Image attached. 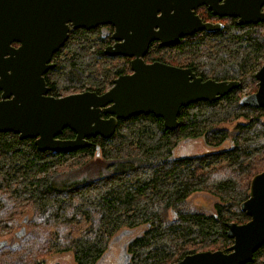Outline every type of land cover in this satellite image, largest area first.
Listing matches in <instances>:
<instances>
[{"label":"trees","instance_id":"16d2710c","mask_svg":"<svg viewBox=\"0 0 264 264\" xmlns=\"http://www.w3.org/2000/svg\"><path fill=\"white\" fill-rule=\"evenodd\" d=\"M258 32L252 25H228L217 35L220 42H213L218 60L202 45L203 38L181 42L176 50L195 58L194 68L204 76L214 70L219 79L235 78L251 54L264 52V37ZM107 39L109 35H98L96 29L70 31L52 56L55 67L44 75L49 94L59 97L68 89L80 93L85 84L101 94L108 75L114 79L128 71L127 59L117 66L108 63L117 58L103 54ZM155 48L151 56L161 49ZM101 60L106 63L99 65ZM100 69L107 71L103 79L98 78ZM238 99L235 92L220 103L182 107L178 126L171 131H164L161 119L153 115L119 120L110 139L90 138L89 147L72 152H39L32 139L0 133V190L8 191V206L2 210L9 211L11 201H27L36 211L24 226L29 241L6 257L0 251V264H39L51 251L71 253L74 264H97L112 237L135 229H140L137 236L126 245L128 264H174L189 254L228 248L232 240L226 236V224L249 220L240 204L247 199L251 179L264 171V109L242 106ZM231 123L232 129L224 128ZM60 137L70 139L74 133L65 129ZM196 138L211 148L226 139L230 145L198 156H173L181 140ZM80 152L88 159L75 161L61 173L50 171L61 159ZM96 152L100 168L92 173L89 155ZM81 172L85 175L76 179ZM199 192L218 198L212 214L175 212L168 220L167 212ZM80 226L84 230L78 234L74 228ZM261 256L264 245L249 264H262Z\"/></svg>","mask_w":264,"mask_h":264},{"label":"water","instance_id":"95a60500","mask_svg":"<svg viewBox=\"0 0 264 264\" xmlns=\"http://www.w3.org/2000/svg\"><path fill=\"white\" fill-rule=\"evenodd\" d=\"M200 6L237 18L239 25L264 21V0H0V133L32 139L41 152L63 153L89 147L90 138L110 139L119 120L136 115H153L164 131L175 130L182 107L215 101L237 86L202 81L189 69L143 60L154 41L167 47L202 29L214 30L194 14ZM100 25L114 28L115 42L103 54L132 58L131 73L116 77L101 94L49 96L44 75L55 67L52 56L69 30ZM256 78V92L241 104L264 108V65ZM65 129L74 133L72 139L58 138ZM240 210L249 220L226 224L232 240L228 248L189 254L174 264L251 263L264 245V171L251 179Z\"/></svg>","mask_w":264,"mask_h":264},{"label":"rangeland","instance_id":"374dc122","mask_svg":"<svg viewBox=\"0 0 264 264\" xmlns=\"http://www.w3.org/2000/svg\"><path fill=\"white\" fill-rule=\"evenodd\" d=\"M259 31H260L259 32L260 36L264 37V25H262V27ZM103 32L108 33L107 30H103ZM98 35H100V34L98 33ZM108 44L105 43L104 46L102 45V49H104ZM205 44H206L205 48H207V50H209V52L213 55L214 50L212 48L215 44L214 43L213 44L205 43ZM194 48L198 49L197 44L194 46ZM176 53H177L176 50H164V51L161 50L159 52V56L163 57L164 61L167 60V61L173 62V59H171V56L175 55ZM256 57L257 56L253 55V54H251L249 57L250 61L246 65V69L243 70V71H245V74L247 76H250L251 74H253L254 71H256L259 68L261 62H263L261 59H258ZM60 59H61V57H60ZM125 61H126V59L118 57L117 59H114L113 61L108 62V63L112 66H117V65H119ZM101 63H106V61L101 60L99 62V65ZM106 74H107V71L100 69L98 71V78L103 79ZM114 79H113L112 74L108 75L106 77V81H107L106 86H105L106 90L108 88H110V86H111L110 81L111 80L113 81ZM246 82H247V85H249L251 80H248ZM88 89H89V85L85 84L83 86V88L81 89V91H85ZM245 91H248V90H243L240 92V94L245 93ZM73 93H74V91L72 89H70V90L68 89V90L59 92L58 96H65V95H69V94H73ZM262 118H264V115ZM232 123H234V122H232ZM232 123L228 124V125H224V128H227L229 130L232 129L233 128ZM229 145H230L229 139H226L223 142V144L217 148L207 147L204 144V141L202 140V138L186 139V140L184 139V140H181L177 144V146L174 148L173 156L178 157V158L189 157V156L190 157L191 156H198L201 154L215 152L218 150H222L224 148H228ZM81 158L88 159V156H85V154L82 152L73 154L71 157L68 158V160L61 159L60 161H58L56 166L54 168H52L50 171H52V172L53 171H59L61 173V170H64L65 168H69L70 166H72L74 164L75 161H77ZM98 159H100V158L97 157L96 155H93V156L89 155V160L92 161L91 170H90L92 173H96L100 168V162ZM84 175H85V173L81 172V173H78L75 178L81 179ZM0 189H1V187H0ZM1 191L2 190H0V196L4 195L1 198V201H3V203H8L6 200V195L4 194L5 190H3V193H1ZM215 203H219L218 198L212 196L211 194H208L207 192L194 193L191 196H189L177 208V210H175V211L170 210L169 212H167L166 217L168 218V220L174 219V217L176 216L175 212H180V213L199 212V213L210 215L213 213V205ZM2 209H3V207L0 205V240L4 239V238H10L13 235L14 230H16L17 228H19L21 226V220L23 219V217H25L26 215H28L29 217H31L32 215H36V211H35L34 207L32 206V208H31V205L27 201L26 202L11 201L10 202V210L5 214V215H7L6 217L1 215ZM12 214L15 217H13V220L10 221L9 216ZM10 222L12 223V225H9ZM74 229H76L77 233L79 234L84 230V226H80V227L74 228ZM139 230L140 229L124 230V231L117 233L114 237H112V240L109 243V247H108L107 251L104 253V255H102V257L100 258V260L98 261L97 264H122L123 259H124V258H121L122 252H123V247H124L125 243H127L130 239H133L134 237L137 236ZM76 231L74 230V233H76ZM10 253L9 252L4 253L3 251L1 252V254L5 257L8 256ZM261 257H262V261H264V256H261ZM28 259H30V258H28ZM39 264H74V260H73L72 254L69 252L55 253V252L51 251V253L49 255L45 256L42 260H40Z\"/></svg>","mask_w":264,"mask_h":264},{"label":"flooded vegetation","instance_id":"af4514ba","mask_svg":"<svg viewBox=\"0 0 264 264\" xmlns=\"http://www.w3.org/2000/svg\"><path fill=\"white\" fill-rule=\"evenodd\" d=\"M263 10H264V7H263ZM194 14L199 17V19L202 21V23L213 25L214 26V30H212V31H206V30L202 29V30L197 31V32H195L193 34L183 36L182 38L179 39V42H177L175 45H170V46H167V47L160 46V44L158 42L154 41V42L150 43L147 52L143 56L144 62L147 63V64L153 63V62H160V63H164V64H167V65H171V66L178 67V68H182V69H189V70H191V72L196 77H199L202 81L214 80L216 82H227V81L236 82L237 83L236 88L233 89V90H231L226 95L221 96L220 98H218V99H216L215 101H212V102H206V101H201V102H203V103H220L221 101H223L224 99H226L227 97H229L231 94H233V93L236 92V93H238L239 104L242 105L241 104V101L245 97H248L249 95L254 94L256 92L257 88H258L259 80L256 78V75L258 74V71L260 70V68L264 65V58H263L264 57V52H262V54L260 56L256 57L258 59H261L263 62H261L259 68L256 71H254V73L251 74L250 76H247L245 74V71L242 70L241 72H239L238 76L235 77V78L219 79V78L216 77V74H214V70L213 71L212 70H208V72L206 73L205 76L203 74H201L199 72V70H197V69L194 68V63H195L196 59L195 58H191V55L190 54L182 53V52L180 53L179 51L177 52L176 47L179 46V44L181 42L184 43L186 40L187 41H189V40L191 41V39L192 40L198 39V40L201 41V38H203L202 39V42H203L202 45L206 47V44L205 43H211V44H213L214 41L220 42L217 39V38H219L217 35L221 31L224 32L226 30V28H227L228 25H231L233 23H235L238 26H250V25H252V26L258 27L259 30H260L261 27H262V25H264V21L263 22L254 23V24L253 23H250V24L239 25L237 23V20H238L237 18L224 17V16L220 17L218 15H214L212 13V11L209 10L206 6H200V7H198L194 11ZM80 29H85V28H80ZM93 29H96L98 31L97 33H99L100 35H103V37H106V36L109 35V38L110 39H107V43H109L107 46L114 44L115 41L112 40V38H111V35L114 32V28L111 25H100V26H97V27H95ZM76 30H79V29H76ZM87 30H90V29H87ZM103 30H107L108 33L107 32H106L107 34L104 33ZM70 31H75V30H69V32ZM68 35H69V33H68ZM258 36H260V33L259 32H258ZM193 43L194 44L196 43L197 46L199 45L197 43V41H194ZM14 46L17 47L18 44H14ZM152 47H154V48L155 47L156 48H161V49L158 50L159 52L161 50L162 51H164V50H176L177 53L175 55L171 56V59H173V62H170V61H167V60L164 61V58L161 57V56H159V52L155 56H151L150 55V51H151ZM214 47H215V45L212 48L213 50H214ZM211 57L212 58H215L217 60L220 59L219 55L216 54L215 51H214V54ZM116 58H118V57H116ZM120 58H124V59H127L128 60V62H127L128 71H126L125 73L120 74V75L130 74L131 73V70H130V61H131L132 58H128V57H120ZM248 80H251V82H250L249 85H247V82H246ZM243 90H248V91H245V93L240 94V92L243 91ZM85 91H89V90H85ZM47 94L49 96H51L49 94V88H48V93ZM59 97H61V96H59ZM245 107H251V108H254V109H264V108H255L253 106H245ZM102 117L103 118H108V115H102ZM263 119L264 118H262L261 121L264 123V120ZM238 121H240V120H238ZM60 136L58 138L61 139V140H64ZM70 139H72V138H70ZM33 144H34V140H33ZM37 151H38V149H37ZM39 152H41V151H39ZM4 190H5L4 191L5 193L8 192L6 189H4ZM0 205L2 207H4V206H6V203H3V201L0 200ZM6 207L1 212V215L2 216H5V217L7 216L5 214L8 212V209ZM13 217L14 216H11L10 215L9 216V220L12 221L13 220ZM28 217H29L28 215H26L25 217H23V219L21 220V226L19 228H17L16 230H14V233H13V235L10 238H4V239H1L0 240V251L1 252L3 251L4 253L5 252H7V253L9 252L10 253L12 251L18 250L20 248V246L23 245V243H27L29 241V238H28V235H27V230L24 227L25 224H26V221H27V218ZM9 225H12V223L10 222ZM126 245H127V243H125V245L123 247V252H122V256H121V258H124L122 264H128L129 263V259L127 260V258H130V256L128 255V253L126 251ZM39 262H40V259H38V263ZM29 264H33L32 263V260H30Z\"/></svg>","mask_w":264,"mask_h":264},{"label":"bare ground","instance_id":"6f19581e","mask_svg":"<svg viewBox=\"0 0 264 264\" xmlns=\"http://www.w3.org/2000/svg\"><path fill=\"white\" fill-rule=\"evenodd\" d=\"M116 130V129H115ZM115 133V132H114ZM98 155V153L96 152V156Z\"/></svg>","mask_w":264,"mask_h":264}]
</instances>
